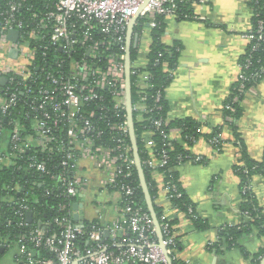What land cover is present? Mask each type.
<instances>
[{
    "label": "built area",
    "instance_id": "1",
    "mask_svg": "<svg viewBox=\"0 0 264 264\" xmlns=\"http://www.w3.org/2000/svg\"><path fill=\"white\" fill-rule=\"evenodd\" d=\"M29 1L0 0V55L11 58L13 52L17 53V58L11 60L13 64L0 60V79L7 78L4 85L0 83V137L6 132L10 141V152L0 154V166L13 163L15 159L24 160L25 153L35 148L42 153L59 152L63 156L62 171L52 172L46 162L35 157L30 158L29 167L34 173L57 179V196L66 199L54 206L50 219L44 222L36 219L39 224L22 233L14 264H169L158 244L152 216L140 205L136 186L131 181L135 160L128 141L127 118L108 123L112 135L110 144H104L103 129L92 120L97 116L95 110H84L86 104L104 108L102 90L106 88L112 95L115 116L126 110L125 54L115 48L126 47L129 22L146 0H53L47 3L45 11ZM186 1L189 0H149L140 11V18L156 21L157 17L177 16L180 5ZM29 21L33 25L30 26ZM262 25L260 21L257 34L249 29L242 36L248 41L263 39ZM13 30L18 32L16 40L10 38ZM32 40L40 41L39 46L43 48L45 42L47 49L64 54L56 55L52 63L58 71L43 72L50 62L47 57L44 63L35 61L36 47ZM76 52L81 55L72 57ZM102 56L105 66L100 64ZM132 74L137 76L138 85H146L149 73L141 71L136 63H131ZM239 79H245L242 71ZM243 86L242 83L240 89ZM155 98L157 102L162 98L160 90ZM19 104H26V109L19 112L20 117L14 118ZM132 109L138 114V120L150 119L153 127L146 131L153 134L158 131L163 139V148L157 153L154 151L145 162L153 175H162L160 180L155 177L158 195L163 194L170 203V207L162 208L159 223L163 243L173 262L179 257L172 223L177 211L171 200L180 197L182 191L177 183L165 178L171 160L168 149L171 128L167 129L168 119L163 115L146 116L154 110H162L163 105H150L144 95L132 101ZM217 142L218 138L212 139V143ZM183 157H179L180 163ZM185 158L196 163L205 160L202 155H186ZM90 168L101 174V179L94 181L87 175L85 172ZM31 182L37 184L40 180L32 178ZM22 188L7 185L0 197L14 207L16 204V214L21 217L27 218V213L31 212L32 220L36 213L27 202L28 194L10 195L12 192L20 194ZM44 191L53 192L49 187ZM88 194L93 197L92 206L101 211L94 218L87 217L84 211V218L76 220L74 216L79 209H75L74 204L83 202L80 197ZM107 213L110 217L106 218ZM43 250H47L49 256H44Z\"/></svg>",
    "mask_w": 264,
    "mask_h": 264
},
{
    "label": "crops",
    "instance_id": "2",
    "mask_svg": "<svg viewBox=\"0 0 264 264\" xmlns=\"http://www.w3.org/2000/svg\"><path fill=\"white\" fill-rule=\"evenodd\" d=\"M192 9V18L167 15L159 21L144 23L135 60L140 67L146 65L153 28L161 25L162 44L180 48L175 67L170 71L173 78L165 89L167 119L171 122L192 118L200 124L198 139L187 149L202 155L205 160L200 163L185 161L175 169L182 189L207 228H196L184 212L175 213L177 254L187 264H255L249 256L264 249V237L256 233L243 239L244 250L210 247L219 237V227L243 221L240 177L234 169L241 162V152L230 119L225 115L224 102L240 75L239 59L248 45L242 35L251 28L253 12L249 0L194 2ZM15 58L17 53L11 58L0 55V60H6V64H13L11 60ZM217 126L221 127L222 147L213 144V138L208 139ZM237 128L249 155L257 161L264 160V79L245 95ZM143 138L146 153L153 154L156 150L153 133L146 131ZM171 139L182 142V131L178 126L171 127ZM154 176L162 179L161 174ZM91 177L94 181L101 179V176ZM95 188H99L98 181ZM252 188L264 209V175L253 176ZM92 198L88 196L87 203L82 200L85 214L90 218L97 217L101 211L92 206ZM156 202L162 208L170 207L163 194H159ZM88 205L93 210L90 215L85 208ZM105 217L110 216L107 213ZM15 253L13 248L2 251L0 264H14ZM263 257L264 254L256 264H260Z\"/></svg>",
    "mask_w": 264,
    "mask_h": 264
},
{
    "label": "trees",
    "instance_id": "3",
    "mask_svg": "<svg viewBox=\"0 0 264 264\" xmlns=\"http://www.w3.org/2000/svg\"><path fill=\"white\" fill-rule=\"evenodd\" d=\"M34 1L37 6H39L43 11H45V6L47 3L53 2V0H30L29 2ZM193 2L194 0H189L182 3L178 9L177 17L187 19L194 16L193 12ZM249 4L252 8V25L251 28L254 34H257L256 31L259 28L260 21H263L264 28V0H249ZM163 17H157V21ZM148 22L144 18H140L138 24L136 25V31L142 30L143 24ZM30 26L33 25V22L29 21ZM161 25L154 27L152 31V43L150 45V50L147 55V63L144 67H141V71L149 73L148 79L145 81L144 86H140L136 83L137 76L135 74L131 75V84H132V101L135 102L139 100L140 95L146 97L147 103L150 105L162 104V110H154L146 116H151L155 118L159 115L167 118V102L165 99V89L173 78V74L170 72L175 67L176 59L178 52L180 51L179 47H165L160 40ZM264 35V33H263ZM33 46L36 47L34 53V59L36 62L44 63V58H48L49 65H46V71L56 72L58 68L52 65L55 60L56 55H64L60 51L55 52L51 49L45 47L46 43L43 42V47H40V41L32 40ZM257 44V47L254 48V45ZM118 48V47H117ZM115 48L116 51H120L125 54L126 47L121 46L120 48ZM113 49V51H115ZM80 52L72 53V57L80 56ZM137 56V48H132V63H135ZM69 61V57L67 58ZM241 71L245 75V79L238 80L235 82L233 87L230 90V94L225 99L224 102V111L226 117H228L229 123L234 130V135L236 142L240 146L241 152V162L236 164L234 169L237 175L240 177V189L242 195L241 202V211L243 215V221L240 224L230 225L226 224L218 229V239L210 244V247L220 250L222 248L233 249L240 248L244 250L242 241L244 238H249L255 235L259 237H264V209L260 206L258 199L255 195V192L252 188V178L255 174L264 175V160L257 161L252 158L248 153V148L245 141L240 137L237 128V121L243 113V99L250 88L254 87L260 81L264 79V38L261 40L251 39L248 41L247 48L245 52L241 55L240 59ZM106 60L103 58L100 61V64L105 66ZM249 64L248 67L247 64ZM67 65V64H66ZM65 65V67H66ZM64 67V68H65ZM168 69H167V68ZM64 68H59L63 70ZM67 70V67H66ZM244 84L243 88L240 89L241 84ZM162 92V98L160 101H156L155 95L157 91ZM105 95L103 104L104 108H100L99 105H84V110H89L93 108L97 114L96 117H92V120L96 122L97 126L103 129L102 141L104 144H110L109 139L111 138V131L108 129V123L124 121L127 118L126 110L122 111L120 114L115 116V110L113 107L112 95H110L108 89L102 90ZM0 94L1 90H0ZM26 109V104H19L16 109V112L13 114V117H20L19 112ZM134 116V125L135 132L137 137V143L139 147V153L144 168L146 181L150 193L152 195L155 210L157 212L158 220L161 222L162 207L157 204L158 195V184L157 179L152 173V169L146 164V160L149 158V155L145 151V142L143 138V133L147 129L152 128V123L150 119H145L143 121L138 120V114L133 113ZM4 123H6L3 120ZM178 126L182 131V142H176L171 140L168 146L169 154L171 155L170 163L165 171V178L171 179L178 184L179 190L182 191L180 197L172 198V206L178 212H184L194 223L196 228L206 229V225L202 218L197 213L196 207L192 200L188 197L186 192L182 189L181 184L178 180V173L175 169L180 164L186 161L185 156H195L189 149L188 146H192L195 143V140L199 136V122L195 121L192 118L176 119L174 121L168 120L167 129ZM221 127L217 126L213 128V131L209 133L208 139L218 138V142L215 143L217 147H222L223 139L221 138ZM153 139L155 142V152L157 153L163 148V139L160 133L157 131L153 134ZM128 141L131 144L130 137ZM214 144V143H213ZM10 152V141L9 135L4 133L3 137H0V154L6 155ZM183 157V162L180 163L179 157ZM35 157L38 161H44L47 164V168L54 173L62 171L60 165L62 154L59 152L54 153H42L38 148L32 149L29 152L25 153V159H20L8 165L0 166V194H3V190H6V186H23L21 193L17 192L10 193L14 197L18 195H23L25 192L28 194V204L35 209L36 217L32 220H28L26 216H19L16 214V209L18 208L15 204V208L10 204L8 200L4 201L0 197V258L3 255L2 251L12 249L16 251L15 257L19 254V245H20V236L26 230L33 228L41 222L47 221L50 219L51 213L54 211V206L61 200H65V197H58V185L59 182L55 178H51L48 174L42 175L40 173H34L29 167L30 158ZM32 178L40 180L39 183L33 184L31 182ZM42 181L45 182L41 184ZM132 184L136 186V198L139 201L140 205L143 206L145 210L147 209L145 203L144 193L140 186V181L138 177V172L136 166L133 167V175L131 177ZM45 187H49L53 192L46 193L44 191ZM22 192H24L22 194ZM86 196L80 197L81 200L85 199ZM21 222H23L21 224ZM176 222L175 214L172 218V223ZM50 229L51 226H48ZM177 237V236H176ZM31 245H29L30 247ZM176 250L178 251L179 243L176 245ZM43 255L49 256L47 250H43ZM264 254V249L259 251L257 254L250 255L249 257L256 264L260 261V257ZM51 255V254H50ZM247 255V253H246ZM15 262V259H14ZM173 264H186L184 260L180 258H174Z\"/></svg>",
    "mask_w": 264,
    "mask_h": 264
},
{
    "label": "water",
    "instance_id": "4",
    "mask_svg": "<svg viewBox=\"0 0 264 264\" xmlns=\"http://www.w3.org/2000/svg\"><path fill=\"white\" fill-rule=\"evenodd\" d=\"M149 0H146L145 3L141 6L139 12L132 17V19L129 22L128 25V32H127V39H126V50H125V79H126V113H127V120H128V127H129V136H130V141L132 145V150H133V156L135 160V166L138 172V177L140 181V186L142 188V191L144 193L145 197V203L147 206V209L149 213L152 216V219L154 221V224L156 226V231H157V236H158V244L160 247L163 249V251L166 253L167 259L169 264H173L170 256L167 254V249L166 246L163 243V234L162 230L160 227V223L158 220L157 212L155 210V205L154 201L152 198V195L150 193L148 183L146 181V176L144 172V168L142 165L140 153H139V147L137 143V137H136V132H135V125H134V116H133V109H132V84H131V63H132V48H137L139 44L140 37L142 35V32L144 31V27H142V30L136 31V25L138 24V21L140 19V11L141 9L146 5V3ZM147 26V25H146ZM18 32L16 30L11 31L10 33V38L13 40L17 39ZM16 53H12V55L15 56ZM7 81L6 77H2L0 79L1 84H5ZM75 209H79V213L75 214L74 218L76 220L83 219V202H79L74 204ZM31 212L27 213V219L30 221L31 220ZM260 264H264V257L261 260Z\"/></svg>",
    "mask_w": 264,
    "mask_h": 264
},
{
    "label": "rangeland",
    "instance_id": "5",
    "mask_svg": "<svg viewBox=\"0 0 264 264\" xmlns=\"http://www.w3.org/2000/svg\"><path fill=\"white\" fill-rule=\"evenodd\" d=\"M87 175H94V176H101L99 173H97L96 171L93 170V168H90L87 172H85ZM87 200H88V197H86L85 199H83L84 202L87 203ZM86 212H87V215H90L93 213V210L91 208L90 205L86 206ZM11 254V251L9 252L8 256Z\"/></svg>",
    "mask_w": 264,
    "mask_h": 264
}]
</instances>
